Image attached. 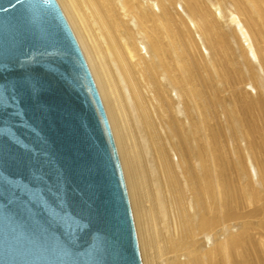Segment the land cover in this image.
Here are the masks:
<instances>
[{"label":"bare ground","instance_id":"obj_1","mask_svg":"<svg viewBox=\"0 0 264 264\" xmlns=\"http://www.w3.org/2000/svg\"><path fill=\"white\" fill-rule=\"evenodd\" d=\"M56 2L111 124L141 263L264 264V0Z\"/></svg>","mask_w":264,"mask_h":264},{"label":"water","instance_id":"obj_2","mask_svg":"<svg viewBox=\"0 0 264 264\" xmlns=\"http://www.w3.org/2000/svg\"><path fill=\"white\" fill-rule=\"evenodd\" d=\"M0 264H142L112 133L56 0H0Z\"/></svg>","mask_w":264,"mask_h":264},{"label":"rangeland","instance_id":"obj_3","mask_svg":"<svg viewBox=\"0 0 264 264\" xmlns=\"http://www.w3.org/2000/svg\"><path fill=\"white\" fill-rule=\"evenodd\" d=\"M57 1V0H56ZM58 3V2H57ZM58 5H59V3H58ZM60 6V5H59ZM61 8V7H60ZM62 10V9H61ZM63 12V11H62ZM63 14H64V12H63ZM64 16H65V14H64ZM66 18V17H65ZM66 20H67V18H66ZM67 22H68V20H67ZM68 24H69V22H68ZM70 25V24H69ZM70 28H71V26H70ZM71 30H72V28H71ZM72 32H73V30H72ZM74 33V32H73ZM74 36H75V34H74ZM75 38H76V36H75ZM76 40H77V38H76ZM78 42V41H77ZM78 44H79V42H78ZM79 46H80V44H79ZM81 48V47H80ZM81 51H82V49H81ZM82 53H83V51H82ZM83 55H84V53H83ZM85 58V57H84ZM85 60H86V58H85ZM86 62H87V60H86ZM88 64V63H87ZM88 68H89V65H88ZM89 70H90V68H89ZM90 73H91V71H90ZM91 75H92V73H91ZM92 77H93V75H92ZM93 79H94V77H93ZM94 82H95V80H94ZM96 84V83H95ZM96 88H97V90H98V87H97V85H96ZM98 93H99V90H98ZM99 96H100V93H99ZM100 98H101V96H100ZM101 101H102V98H101ZM102 104H103V101H102ZM104 106V105H103ZM104 110H105V107H104ZM105 112H106V110H105ZM106 116H107V113H106ZM107 118H108V116H107ZM109 120V119H108ZM109 122V121H108ZM109 125H110V128H111V124H110V122H109ZM111 131H112V128H111ZM112 135H113V132H112ZM113 138H114V135H113ZM114 142H115V145H116V141H115V138H114ZM116 148H117V145H116ZM117 152H118V148H117ZM118 155H119V152H118ZM119 159H120V155H119ZM120 163H121V160H120ZM121 166H122V163H121ZM122 171H124L123 170V168H122ZM123 174H124V172H123ZM124 179H125V183H126V178H125V175H124ZM126 187H127V183H126ZM127 191H128V188H127ZM128 196H129V200H130V195H129V192H128ZM130 205H131V201H130ZM131 210H132V205H131ZM132 215H133V211H132ZM133 220H134V216H133ZM134 226H135V220H134ZM135 230H136V226H135ZM136 236H137V231H136ZM137 240H138V236H137ZM138 246H139V242H138ZM139 250H140V246H139ZM140 256H141V251H140ZM141 260H142V256H141ZM142 264H143V261H142Z\"/></svg>","mask_w":264,"mask_h":264}]
</instances>
